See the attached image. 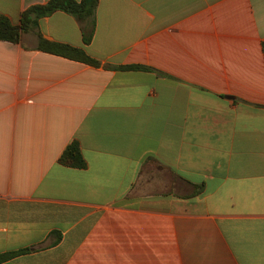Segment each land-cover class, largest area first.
Segmentation results:
<instances>
[{"label": "crops", "instance_id": "0c3cea01", "mask_svg": "<svg viewBox=\"0 0 264 264\" xmlns=\"http://www.w3.org/2000/svg\"><path fill=\"white\" fill-rule=\"evenodd\" d=\"M85 28L0 41V255L28 250L2 264H264V0H99Z\"/></svg>", "mask_w": 264, "mask_h": 264}, {"label": "trees", "instance_id": "16d2710c", "mask_svg": "<svg viewBox=\"0 0 264 264\" xmlns=\"http://www.w3.org/2000/svg\"><path fill=\"white\" fill-rule=\"evenodd\" d=\"M98 5L99 0H82L81 2L75 0H50L45 5H36L27 9L22 15L21 25L19 26L14 25L8 17L0 14V41L17 44L21 40L22 33L36 31L38 29L41 19L48 17L57 11H64L86 23L84 41L86 44H89L95 30V17ZM39 46L41 49L55 54L69 55L70 53H75L78 58L86 63L94 65L98 64L82 51L55 43H48L42 38H40ZM59 163L66 167L76 169H84L86 167V162L78 142L72 143L65 150ZM27 251L28 250H21L18 252L1 254L0 264L14 259Z\"/></svg>", "mask_w": 264, "mask_h": 264}]
</instances>
